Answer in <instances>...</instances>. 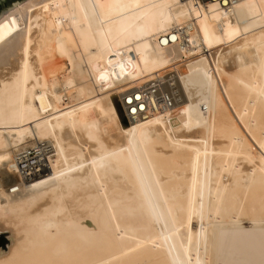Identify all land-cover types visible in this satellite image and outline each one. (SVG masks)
<instances>
[{
  "label": "bare ground",
  "instance_id": "6f19581e",
  "mask_svg": "<svg viewBox=\"0 0 264 264\" xmlns=\"http://www.w3.org/2000/svg\"><path fill=\"white\" fill-rule=\"evenodd\" d=\"M157 77L174 81L170 113L123 125ZM9 156L0 264H264V0L13 3Z\"/></svg>",
  "mask_w": 264,
  "mask_h": 264
},
{
  "label": "built area",
  "instance_id": "2783aa9c",
  "mask_svg": "<svg viewBox=\"0 0 264 264\" xmlns=\"http://www.w3.org/2000/svg\"><path fill=\"white\" fill-rule=\"evenodd\" d=\"M177 100L174 81L171 77H157L150 83L136 90L124 99L128 115L124 118L132 121L137 118L146 119L153 111L168 114Z\"/></svg>",
  "mask_w": 264,
  "mask_h": 264
},
{
  "label": "rangeland",
  "instance_id": "374dc122",
  "mask_svg": "<svg viewBox=\"0 0 264 264\" xmlns=\"http://www.w3.org/2000/svg\"><path fill=\"white\" fill-rule=\"evenodd\" d=\"M22 0H18L16 2H20ZM12 5V4H11ZM11 5L3 8V9H0V12H2L3 10L9 8ZM77 97L75 95H71L70 98H69V101H66L65 104H75L77 103ZM128 121L125 120V118L121 117V123L123 125H126ZM11 146L10 145V149H11ZM38 152L36 151V149H34L33 147L29 148L28 150V157L29 159H31V161L33 162L34 159L38 156L37 154ZM46 160V159H45ZM10 168V169H9ZM11 170V172L9 171ZM14 171V168L12 166V164L10 163V156L3 159V160H0V181H7L8 179H10V175H13L16 177V173L15 172H12ZM12 191V189L9 190V193ZM17 193V192H16ZM16 193H10L11 195H14ZM243 226L245 225V227L249 228L250 226L248 224H242ZM9 233L7 230H4V229H0V251H4L6 248H7V245L9 243Z\"/></svg>",
  "mask_w": 264,
  "mask_h": 264
},
{
  "label": "water",
  "instance_id": "95a60500",
  "mask_svg": "<svg viewBox=\"0 0 264 264\" xmlns=\"http://www.w3.org/2000/svg\"><path fill=\"white\" fill-rule=\"evenodd\" d=\"M18 0H0V9H3L13 3H15Z\"/></svg>",
  "mask_w": 264,
  "mask_h": 264
}]
</instances>
